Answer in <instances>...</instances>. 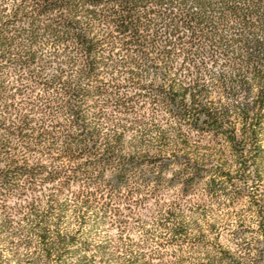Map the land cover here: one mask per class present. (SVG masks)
I'll use <instances>...</instances> for the list:
<instances>
[{"label": "trees", "instance_id": "obj_1", "mask_svg": "<svg viewBox=\"0 0 264 264\" xmlns=\"http://www.w3.org/2000/svg\"><path fill=\"white\" fill-rule=\"evenodd\" d=\"M262 169L264 0H0V264H264ZM220 196L231 245H190Z\"/></svg>", "mask_w": 264, "mask_h": 264}, {"label": "rangeland", "instance_id": "obj_2", "mask_svg": "<svg viewBox=\"0 0 264 264\" xmlns=\"http://www.w3.org/2000/svg\"><path fill=\"white\" fill-rule=\"evenodd\" d=\"M202 155H204L207 160V164L213 166L214 168H224L226 171H231L234 173L238 167L235 164V160L227 149L217 148L213 146H204L203 149L200 150ZM264 171V169H262ZM264 173V172H263ZM247 209V201L242 200L239 204H235L232 207H229L225 197L220 196L217 199V202L212 203L207 206L203 210H196L194 212H189L186 214V219L189 224V235H190V245L191 243H195L194 241L197 235L204 236L205 239H209L211 242H217L224 246L231 245L228 241L227 229L226 225L230 222L237 221L239 219V214L242 213L243 210ZM249 214V213H247ZM155 229L152 226H147L145 231H154ZM143 229H139L135 227L133 229L134 234L131 235L133 241H138L142 236L141 232ZM160 232V231H158ZM221 233V236L218 234ZM119 231L116 229H107L103 224H90L85 225L83 227V237L88 243L96 245L97 243H101L106 239H115L119 236ZM151 237L150 235H148ZM215 238H217L215 240ZM149 241L151 238H148ZM128 241V239H125ZM152 244V242H150ZM8 245L0 242V255L6 254V247ZM168 250H180L179 246L176 245H168ZM194 251V250H193ZM195 251H199L196 249ZM202 254H193L191 253L190 248L186 247L182 251V263L181 264H196L197 260L203 259ZM109 261H112L109 259ZM14 264V262H12ZM22 264H30V263H22Z\"/></svg>", "mask_w": 264, "mask_h": 264}]
</instances>
